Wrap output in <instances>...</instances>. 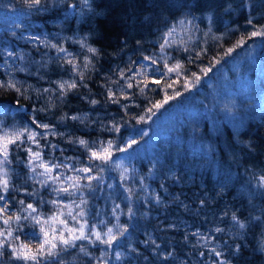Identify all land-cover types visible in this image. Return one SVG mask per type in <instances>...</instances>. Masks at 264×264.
Here are the masks:
<instances>
[{
	"label": "trees",
	"instance_id": "obj_1",
	"mask_svg": "<svg viewBox=\"0 0 264 264\" xmlns=\"http://www.w3.org/2000/svg\"><path fill=\"white\" fill-rule=\"evenodd\" d=\"M262 26L264 0H41L40 5L0 0V81L14 80L22 93L0 87V138H11L25 127L40 134L37 143L25 134L9 145L8 207L0 213V231L6 236L11 228L12 236L0 249V264H24L10 258L12 247L20 243L39 246L40 240L30 236L40 234L33 216L48 221L46 228H62L60 219L72 228L87 220L101 232L113 228L117 234L110 249L98 241H76L73 248L58 247L57 255L42 257L41 264H98L102 251L106 264H219L213 248L228 264H264V36L250 35ZM169 29L174 32L165 49L167 61L158 59L154 67L164 71V63L171 67L179 62V74L163 79L149 75L143 94L144 76L128 81L134 87L127 88L121 70L136 62L138 72L141 62L148 63L143 56L158 57ZM241 39L244 43L238 44ZM258 44L263 50L253 62L242 59L237 68L230 67L247 46ZM61 47L65 53L57 51ZM88 47L96 52L89 53ZM8 52L16 55L9 57ZM69 59L78 66L75 71ZM192 73L200 77L198 82ZM128 75L134 73L125 72ZM186 77L191 88L185 87ZM153 79H160V85L152 84ZM73 80L77 87L59 89L60 82ZM109 88L119 104L108 100ZM166 95L174 98L159 109L152 107ZM189 97L205 111L203 119L163 118L164 129L154 130L166 110ZM91 100L99 103L92 105ZM33 118L51 129L36 128ZM113 123L120 126L119 133L108 131ZM80 139L92 150L113 141V162L90 160ZM129 140L136 143L126 152L117 151ZM29 148L39 151L49 165H61L53 169L54 175L84 177L82 187L68 195L54 191L69 187L67 179L42 186L38 181L45 177L35 176L27 166ZM83 167H92L90 174L97 179L89 182L88 174L77 171ZM125 168L127 179L122 180ZM125 189H131V200ZM81 198L86 205L80 204ZM54 199L55 205L50 203ZM116 204L120 208L113 214ZM81 208L87 215L72 220L69 212L77 215ZM233 214L244 229L234 224ZM16 215L21 219L3 223ZM120 226L126 228L122 236ZM217 227L224 231L215 232ZM197 230L203 241L193 235ZM80 246L90 255L80 252ZM169 252L173 255L167 256Z\"/></svg>",
	"mask_w": 264,
	"mask_h": 264
},
{
	"label": "snow or ice",
	"instance_id": "obj_2",
	"mask_svg": "<svg viewBox=\"0 0 264 264\" xmlns=\"http://www.w3.org/2000/svg\"><path fill=\"white\" fill-rule=\"evenodd\" d=\"M84 2H85V4H87V0H84ZM31 3L34 5H40L41 0H31ZM248 23L251 24L252 21L249 20ZM173 32H174V29H169V31L167 33H165L164 42L159 45L158 57L154 58V56H151V55L143 56V61L148 62V63L141 62L140 63V71L137 72L135 70L134 65L136 62H133L132 65H129V67L127 69L121 70L120 75H121V77H124L125 81L127 82V88L131 89L134 87L133 83L128 82V81H132L134 79V77L144 76L145 79L143 81V87H140L139 82H137V84L135 85L136 87H140V93L143 94L145 89L148 87V84H149V80L147 79V77L149 75H152V76L159 75L161 77V79H163L164 77L168 76L171 73H177V75L179 74V70L182 68V64L179 62H177L175 65H173L171 67H169V64L167 62L164 63V65H163L164 71H161L159 68L154 67L158 64V59L167 61L168 57H167V53L165 52V49L171 43V41L168 39V37H170L173 34ZM250 35L251 36H264V26H262V30L253 31L250 33ZM81 43H82V46H86L84 41H81ZM242 43H244L243 39L238 41V44H242ZM51 47H56V45H51ZM87 50L89 53H95L96 52V49L92 48V47H88ZM57 51L60 53L66 52V50L62 47L58 48ZM232 51H233L232 48L228 49V52H232ZM202 52H203V49L201 50V52H197L196 56L199 57L202 54ZM15 55L16 54L13 52L7 53V56H9V57H14ZM20 59H23L22 55L20 56ZM189 62L191 63L192 61L189 60ZM67 63L72 64L73 71H75L78 67L71 59L67 60ZM5 64H7V61H5ZM85 66H87V64ZM19 70L24 71L25 69L20 68ZM202 71L207 72L208 69H203ZM125 72H132V73H134V75L125 76ZM192 77H194L197 82L200 80V77L196 73H192ZM187 79L188 78L186 77L185 78V80H186L185 87L191 88L193 85L191 83H188ZM151 83L155 84V85H160L161 80L160 79H153V80H151ZM5 86L14 89L17 93L22 94L21 89L19 87H17V83L12 79H10L7 83L0 81V87H5ZM168 86L171 87V85H168ZM75 87H77V83L74 80L72 82L64 81V82L59 83V89H61V90L72 89ZM43 91L48 92L49 89H43ZM63 94L64 93L62 91L61 95H63ZM179 95H180V93L177 92L176 96H179ZM128 98L129 97H127V96L125 97L126 100ZM173 98L174 97H172V96L166 95L165 99L163 101H158L157 103L152 105V107L159 109L163 106L164 103H166L168 100H171ZM108 100L112 104H119L120 103L119 99L115 98V94L113 93L111 88L108 89ZM90 103L92 105H97L99 103V101L91 100ZM121 106L125 109H127L129 107L128 104H123ZM41 110H43V109H41ZM151 110H152L151 108L148 109L149 112H151ZM61 119H63V117ZM71 119H73V120L80 119V117L73 116V117H71ZM143 119H144V117L141 116L140 120L142 121ZM31 122L33 125H35L36 128L42 127L44 129H51V127H52L49 124L38 123L35 118H33ZM108 131H115V132L119 133L120 132V126L113 123L112 127L110 129H108ZM25 134L27 135V139L29 141H31L32 143H37L36 137L38 135H40L37 131L29 130L27 127H25L24 129H21L17 132L12 133L11 138H9V134H5L4 137L0 138V157H2V159H0V202H4V207H0V213L5 212L7 210V207H8V200H7V197L5 194H7L9 192L10 182H9L8 171L5 168V164L10 163V161L8 159L9 145L15 144ZM60 135H63V133H61ZM73 142L75 143V141H73ZM78 143L81 146L88 148V144L85 140L80 139L78 141ZM135 143H136L135 140H129V141H127L126 146L124 148H117V151L126 152ZM112 144H113V141H108L107 147H103L100 150H92V149L88 148L89 159L90 160H100L104 164L112 163L113 162V152L111 151ZM53 147H55V146H53ZM27 151H28L27 166L29 168V171L33 172L35 174V176L45 177V179L38 181L42 186H47L49 181H51L52 184H56L58 180L61 184H63L64 180L67 179L70 182L69 187H60L58 189H54V191H56L58 194L59 193H65L68 195H73L75 193V191L79 190L82 187V185L80 184V180L83 179L84 177H79V176L61 177L58 172L54 175L53 169L54 168L59 169L61 167L60 164L49 165L47 162H45L41 158V153L39 151L34 152L31 150V148L27 149ZM116 166L120 167V164L117 163ZM37 167L42 168L43 171L37 172L36 171ZM65 167H66V165H65ZM102 170L103 169H101V171ZM77 171L80 173L88 174L86 176V179L89 182H91L94 179H97V177H94L90 174L93 171L92 167H83ZM127 171H128V169L125 168L124 171L121 172V179L122 180L127 179V176H126ZM261 179H262V181H264V178H261ZM141 184H143V179H141ZM109 187H111V185ZM70 189H71V191H70ZM125 191L128 192V194H129L128 199L131 200V189H125ZM156 200H157V202H159V200H160L159 196L156 197ZM20 203L23 204L24 201L21 200ZM41 203H43V201H41ZM50 203L55 205L58 203V201L54 199V200L50 201ZM80 204L86 205L87 201L85 199L81 198ZM201 204H203V201H201ZM76 207H80V205H77ZM119 208H120V205L116 204L113 208V214H116V212ZM27 209L31 210L32 213L36 212V209L33 207L32 204H28ZM131 212H132V209H131V207H129V213H131ZM69 215L71 216L72 220L75 221V220H77V216L85 217L87 215V213L85 212V210L83 208H81V210L79 211V213L77 215H72L71 212H69ZM118 218L119 217H117V219ZM12 219H15L18 221L21 219V217L19 215H16L14 217L9 216L7 219H4L3 223L5 225H8ZM32 219L35 221L36 224L40 225V234L39 235L35 232L30 234L31 238L40 240L39 246L36 249H32L30 247V245L25 244V243H20L19 246L12 247V253H11V257H10L11 259H13L15 261H23L24 264H29V262H31V264H41V258L42 257H51V256L57 255L56 250L58 249V247H59L60 251H66L68 248H73L76 246V241H88L89 243H94V242L98 241L100 244L107 245L108 248L110 249L113 246V242L117 240V234L114 233L113 228H108L106 232H101V231L97 230L98 229L97 224H91L89 226L87 220H85L83 223H79L78 228H72V227H68L66 220L60 219L58 221V223L60 225H62L63 227L58 229L55 227L46 228L45 225L49 223L48 221L42 222L40 219L36 218L35 216H33ZM51 219H52V223L55 224L57 221V217L54 216ZM232 221L234 222V224H238L240 229L245 228V224L240 222L237 219V217L235 216V214H233V216H232ZM99 224L103 225L104 221H99ZM168 227L174 228L175 225L169 224ZM125 231H126V228H124L122 226L118 227V234L119 235L122 236ZM214 231L217 233H222L224 231V229L217 227ZM6 232H7V235L5 236V232L0 231V236L5 237L4 239H0V249H3L5 247V244H6L8 237L12 236L11 228H8L6 230ZM193 235L201 238V241H203V234L199 230H197L195 233H193ZM16 239L18 240L19 237H16ZM208 239L210 240L211 237H208ZM185 240H187V236H185ZM145 243H147V241H145ZM152 243L155 244V240H153ZM204 243L206 246L207 242L204 241ZM9 246H11V245H9ZM156 247L159 248V245H157ZM239 248H240V245H237L236 246L237 252L239 251ZM80 252L85 253L86 255H90V253H88L87 250L83 246H80ZM212 252L215 253L216 257L221 258L219 261V264H228V262L222 258L221 252L216 251L215 248L212 249ZM172 255H173V253H171V252L167 253V256H172ZM201 255H203V253H201ZM0 256H3L2 251H0ZM103 257H104V252L102 251L101 257L98 260V264H106V261L103 260ZM116 258L117 259L120 258L119 252L116 253Z\"/></svg>",
	"mask_w": 264,
	"mask_h": 264
},
{
	"label": "rangeland",
	"instance_id": "obj_3",
	"mask_svg": "<svg viewBox=\"0 0 264 264\" xmlns=\"http://www.w3.org/2000/svg\"><path fill=\"white\" fill-rule=\"evenodd\" d=\"M261 45H249L245 48L244 52H241V55L237 58H235L233 61L229 62L230 67L237 68L238 65L241 63L242 59H245L246 62H253L257 52L260 53L261 50ZM223 84V83H222ZM190 98V97H189ZM186 99L183 103L180 104H175L173 108L170 110H166L163 114L162 117H160L155 125H154V130H163L164 128L162 127V124L160 125L161 120L168 119L171 120L172 117H178L184 120L185 116L186 119L188 120H195L199 121L203 119L204 114L203 111L195 106V102L193 98ZM205 112V111H204ZM170 122V121H169Z\"/></svg>",
	"mask_w": 264,
	"mask_h": 264
},
{
	"label": "bare ground",
	"instance_id": "obj_4",
	"mask_svg": "<svg viewBox=\"0 0 264 264\" xmlns=\"http://www.w3.org/2000/svg\"><path fill=\"white\" fill-rule=\"evenodd\" d=\"M217 198H219V197H217Z\"/></svg>",
	"mask_w": 264,
	"mask_h": 264
}]
</instances>
